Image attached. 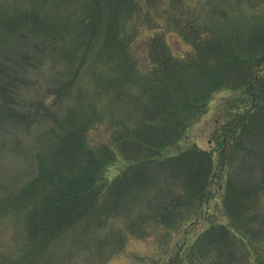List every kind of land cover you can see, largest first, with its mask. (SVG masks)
<instances>
[{
	"label": "rangeland",
	"instance_id": "obj_1",
	"mask_svg": "<svg viewBox=\"0 0 264 264\" xmlns=\"http://www.w3.org/2000/svg\"><path fill=\"white\" fill-rule=\"evenodd\" d=\"M263 23L264 0H0V264H193L198 255L194 243L207 227L222 226L237 235L240 230L234 228L226 205L234 195L230 193L231 185L226 184L234 165L244 160L257 162V158L244 156L246 150L251 147L252 152H259L264 146V124L261 129L255 125L260 126V120L264 123V63L233 67L230 57L244 59L249 30H258L254 35L262 40ZM85 25L89 26L88 36L80 32ZM199 27L211 30L209 36H202L203 41L208 43L213 38L223 44L222 53L205 63L204 55L191 46ZM90 35L96 36L97 49L110 37L114 43L125 44L138 64L128 85L118 83L101 91L96 99L101 110H106L107 104L120 105L116 102L132 104L141 86L149 87L148 82L143 83L154 68L148 54L153 39L160 38L168 54L177 63L186 64L178 76V83L184 87L172 92L176 103L190 102L194 97L202 101L220 80L237 83L213 90L209 100H204L203 113L183 131H174L169 140H162L167 146L158 154L154 152L158 151L159 140L147 148L153 154L147 159L141 158L149 156L148 151L134 149L130 159L139 173L136 180L125 178L124 159L107 167L96 179L99 213L92 212L80 221L42 258L31 257L23 244L25 231L20 215L25 198L21 208L17 205L28 184L35 191L31 181L37 173V157L54 147L51 142L56 136L59 139L56 120L74 108L78 98L90 96L94 73L102 76V86L108 77L117 75L118 68L107 59L95 68L84 61L82 67L83 55L76 45L78 40L86 42ZM86 57L92 61V54ZM190 62L191 67L187 66ZM244 76L258 77L249 92ZM144 93L142 99L147 100ZM253 103L260 114L246 119ZM20 115L21 126L15 122ZM118 118H124L123 114ZM246 125L251 134L255 132L256 141L248 144L244 137L237 139L243 153H230L231 130L237 133ZM48 129L54 132L46 138L43 135ZM86 136L92 147L109 144L111 137L104 126L92 128ZM186 151L210 156L211 187L204 192L198 221L167 234L164 226L151 223L150 212L155 209L151 207L163 200L159 192H166V185L175 182L178 187L179 180H171L175 178L166 163L171 158L183 157L185 161ZM228 162H232V168ZM34 197L31 195V199ZM185 212L180 210L181 214ZM184 231L187 242L183 241ZM238 247L235 244L231 264H264V255L251 252L247 260L244 248ZM219 260L212 264H226Z\"/></svg>",
	"mask_w": 264,
	"mask_h": 264
},
{
	"label": "trees",
	"instance_id": "obj_2",
	"mask_svg": "<svg viewBox=\"0 0 264 264\" xmlns=\"http://www.w3.org/2000/svg\"><path fill=\"white\" fill-rule=\"evenodd\" d=\"M88 25L80 31L83 36L84 34L88 36ZM257 31L249 30L250 38L244 43V59L238 56L230 57V60L234 61L233 67H242L243 64L246 66L253 62L255 65L264 63V36L262 40L257 39V35H254ZM209 32L211 33L209 28L199 27L195 37L192 38L194 39L191 43L193 50L202 54V57L204 55L203 59L201 58L202 63L212 56L220 55L223 49V44L219 40L208 39V43L202 40V36H209ZM153 40L149 43L148 54L150 59L154 60V68L147 75L148 79L144 83L143 80L140 82L143 85L148 82L149 87L154 84L152 89L141 86V92L135 96L132 104L116 102L120 105H115V107L107 104L106 110H101L97 106L101 91H107L110 85L109 88L116 87L118 83L128 85L134 77L131 72L137 69L138 64L129 56L126 45L121 46L119 43H114L113 37L105 39L98 49L97 44L94 43L96 41L94 35H90L86 42L77 41L76 47L83 55L80 61L82 67L84 61L95 68L98 64L105 63L104 60L107 59L111 66L118 68L117 75L108 77L102 86L99 84L102 76L100 73H94L90 96L78 98L76 106L69 109L63 118L56 120L55 130H59V139L57 140L56 136V139L51 142L55 144L54 147H51L45 155L39 154L37 157V173L31 181L35 191L30 189L28 184L26 193H23L24 197L17 205L21 208L23 198H25L24 205H22L25 209L20 215H23L25 231L23 244L31 257L42 258L52 245L80 221L88 218L92 212L97 211L95 215L99 213L96 205L99 196L96 179L107 167L118 159H124L127 162L124 170L125 178H129L130 182L136 180L139 173L137 174L132 168L135 164L132 163V158L130 159L134 149H142L145 153L148 151L149 156L141 158L147 159L153 155L147 148L159 140L158 151L154 152L158 154L167 146L166 143H162V140H169L174 131H183L189 123L195 121L203 113L204 100H209L213 90L223 85L231 86L234 82L237 83L235 80H220L216 84L215 81L214 89L210 90L211 92L202 101L194 97L190 102L183 100L182 103H176L172 92L174 88L184 87L183 84L178 83V76L186 64L177 63L176 58L170 56L165 50L160 38ZM82 45L85 47L82 48L83 51L80 49ZM89 54H92L90 62L86 57ZM246 57L249 61H246ZM243 60L244 63H242ZM192 65L191 62L187 64L190 67ZM257 79V76L252 78L244 76V86L248 92L253 88ZM142 92H145L147 100L142 99ZM252 110L247 111L246 119L249 116V119H252L260 114L258 105L255 103L252 105ZM120 113L124 118H118ZM48 116L54 117V115ZM22 121L21 115L15 119L20 126ZM263 124L261 120L260 126L255 123L257 129L263 128ZM103 126L110 131V143L90 146L87 133L94 127ZM234 130H231L233 138L228 143V151L232 154L235 151L236 154H241L243 145L236 143L235 140L241 141L244 137V141L250 144L257 138H253L255 132L253 134L249 132V125L240 127L237 133ZM53 132L52 129H48L43 136L48 138ZM252 150L254 149L249 147L244 156L250 159L257 158L254 164H249L244 160L234 165L233 169L232 162H228L232 170L229 172L226 185H231L230 193L234 195V198L232 197L226 205H228V211L232 213V224L235 229L240 230L238 233L240 235L230 234L222 226L207 227L194 243L198 248V255L193 258V264H212L218 259L231 264L234 261L232 258L235 244L237 248L238 246L244 248L247 260L253 254L251 252L264 255V146L261 145L259 152H252ZM185 154L189 156H185V161H182L183 157L180 160L171 158L168 160L169 163H166V166L170 168L169 174L175 178L171 180H179L178 187L175 182L166 185V192H159L163 195V200L158 203V206L151 207V209L155 208L150 212L151 223L164 226L167 234L186 226L189 222L191 225L198 221L200 216L198 210L203 202L204 192L211 187L213 175L210 156L201 151H186ZM33 194L35 197L31 199ZM260 204H263V207ZM182 208L186 211L183 214L180 213ZM89 220L92 221V218ZM184 232L183 241L187 242V231ZM204 258L208 259L209 263Z\"/></svg>",
	"mask_w": 264,
	"mask_h": 264
}]
</instances>
